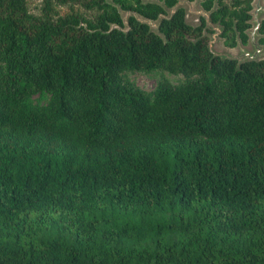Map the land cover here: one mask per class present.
<instances>
[{"label":"trees","instance_id":"1","mask_svg":"<svg viewBox=\"0 0 264 264\" xmlns=\"http://www.w3.org/2000/svg\"><path fill=\"white\" fill-rule=\"evenodd\" d=\"M250 1L200 0L226 46ZM176 3L0 0V264H264V60Z\"/></svg>","mask_w":264,"mask_h":264},{"label":"rangeland","instance_id":"2","mask_svg":"<svg viewBox=\"0 0 264 264\" xmlns=\"http://www.w3.org/2000/svg\"><path fill=\"white\" fill-rule=\"evenodd\" d=\"M31 1V6H35L39 0H30ZM178 2L176 3L175 7H182L184 11V20L194 26L199 23V20L202 18L204 20V29H203V34L206 36L207 42L213 35H215L214 41L212 42V49L217 52H227L231 54H237L238 49L236 48L237 45H240L247 50H250L251 47L248 43V41L243 45L237 44L239 43L236 41L235 46L233 47H228L224 44V38L222 36L217 35L218 30L221 28V25L218 23H214L209 19V15L206 10H204L201 5H200V0H192V1H186V0H177ZM174 8V7H173ZM172 8V9H173ZM168 9L167 15L170 13V10ZM119 15L122 18L123 22L125 23L126 17L128 15H134L136 18H138L141 21L146 22L150 29L155 31L156 29V23L157 20H147L145 18H142L141 16L130 12V11H123V10H118ZM125 29V25L123 27ZM257 35H255L256 38ZM163 75L169 82H173L176 79V75H171L167 73L163 74H153L152 76H146L140 72H131L128 74V78L138 87L142 88L143 90H150L152 89L159 76Z\"/></svg>","mask_w":264,"mask_h":264},{"label":"water","instance_id":"3","mask_svg":"<svg viewBox=\"0 0 264 264\" xmlns=\"http://www.w3.org/2000/svg\"><path fill=\"white\" fill-rule=\"evenodd\" d=\"M153 1H155V0H153ZM175 5L173 6L174 8L172 7L173 9L172 8H169V9H172V10H170V13L176 8ZM253 5L255 7V10L252 11V12H250L253 17H252V19L249 20V22L252 24V27L249 28L246 31V33L248 35V43H249L251 49L250 50H247L246 48H244V47H242L240 45H237V44H240V42L238 41L239 43L236 44L237 45L236 48L238 49V53L237 54H231V53H227V52H217V51H214L212 49V42L214 41L215 35H213L211 37V39H209L208 42H207V49L212 54V56H218L220 58H226V59H230V60H235L238 64L240 62L248 61V60H258V59H263L264 60V47H262L259 44H257L256 38H255V35H257V25H258L257 18L259 17L260 14H263L264 13V5L260 4L259 3V0H256L253 3ZM166 10L168 11V9H166ZM207 13L209 15V12L208 11H207ZM220 32H221V28L218 30L217 35H219Z\"/></svg>","mask_w":264,"mask_h":264},{"label":"flooded vegetation","instance_id":"4","mask_svg":"<svg viewBox=\"0 0 264 264\" xmlns=\"http://www.w3.org/2000/svg\"><path fill=\"white\" fill-rule=\"evenodd\" d=\"M255 1H256V0H251V1H250V8H249V10L247 11V13H248V15H249V19H248V21H247V22L249 23V27L245 30L246 41H245L244 43H241V42H240L241 45H242V44L244 45V44L248 41V35H247L246 31H247L249 28L252 27V24L249 22V20L252 19V17H253L252 14H251L250 12H252V11L255 10V7H254V5H253V3H254ZM259 3L262 4V5H264V0H259ZM257 22H258V25H257V37H256V42H257V44H259V43H258V37H260V35H262V34L259 33L258 30H259L261 24L264 23V13L259 15V17L257 18ZM235 43H236V42H235ZM235 45H236V44H235ZM235 45H234V46H235ZM259 45L262 46V47H264V46L261 45V44H259ZM232 47H233V46H232Z\"/></svg>","mask_w":264,"mask_h":264}]
</instances>
